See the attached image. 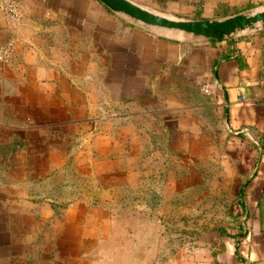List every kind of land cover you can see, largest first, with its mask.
Here are the masks:
<instances>
[{"label": "crops", "instance_id": "crops-1", "mask_svg": "<svg viewBox=\"0 0 264 264\" xmlns=\"http://www.w3.org/2000/svg\"><path fill=\"white\" fill-rule=\"evenodd\" d=\"M131 1L184 20L264 9V0ZM12 2L14 15L0 1V42L13 49L12 59L0 62V124L1 117L21 123L15 128L11 119L0 135H17L25 130L20 125L27 133H52L76 118L102 116L130 133V120L139 117L152 125L140 132L167 134L172 149L191 148L193 139L207 148L234 142L264 149V28L215 40L155 30L99 0ZM213 81L221 88L205 94L201 84ZM28 141L9 162L17 169L36 147ZM244 177L264 181L260 171ZM25 197L18 188L0 187V264H50L51 255L36 250L33 204ZM242 243L232 240L198 264H263L257 253L255 262L252 254L245 257Z\"/></svg>", "mask_w": 264, "mask_h": 264}, {"label": "rangeland", "instance_id": "rangeland-1", "mask_svg": "<svg viewBox=\"0 0 264 264\" xmlns=\"http://www.w3.org/2000/svg\"><path fill=\"white\" fill-rule=\"evenodd\" d=\"M11 119L18 128L19 119L8 117L1 128ZM76 119L52 133L20 125L17 135H0V187L32 201L35 247L51 255L50 264H198L232 240L264 264V181L244 177L264 173V149L234 142L207 148L199 139L172 149L167 134L139 131L152 126L148 118L130 120V133L116 131L108 116ZM28 137L36 147L17 169L9 162Z\"/></svg>", "mask_w": 264, "mask_h": 264}, {"label": "water", "instance_id": "water-1", "mask_svg": "<svg viewBox=\"0 0 264 264\" xmlns=\"http://www.w3.org/2000/svg\"><path fill=\"white\" fill-rule=\"evenodd\" d=\"M99 1L110 10L124 14L141 24L177 30L195 37L218 40L242 30L264 28V9L234 14L221 19L176 20L155 14L131 0Z\"/></svg>", "mask_w": 264, "mask_h": 264}, {"label": "built area", "instance_id": "built-area-1", "mask_svg": "<svg viewBox=\"0 0 264 264\" xmlns=\"http://www.w3.org/2000/svg\"><path fill=\"white\" fill-rule=\"evenodd\" d=\"M4 7L7 9V11L10 14H15V7L13 5L12 0H0ZM13 56V49L12 45L8 42H0V62L1 63H8ZM216 86L218 88H221V84L218 81H213V82H205L201 84V90L205 94H210L211 93V87Z\"/></svg>", "mask_w": 264, "mask_h": 264}, {"label": "trees", "instance_id": "trees-1", "mask_svg": "<svg viewBox=\"0 0 264 264\" xmlns=\"http://www.w3.org/2000/svg\"><path fill=\"white\" fill-rule=\"evenodd\" d=\"M257 211H259V209H257L256 206H255V207H254V210L252 211V213H253V212H257ZM253 217H254V216H253Z\"/></svg>", "mask_w": 264, "mask_h": 264}]
</instances>
